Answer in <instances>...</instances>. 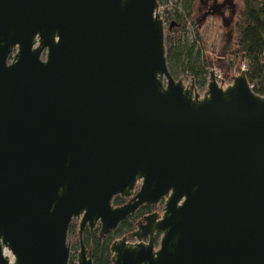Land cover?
I'll return each mask as SVG.
<instances>
[{
	"label": "water",
	"instance_id": "water-1",
	"mask_svg": "<svg viewBox=\"0 0 264 264\" xmlns=\"http://www.w3.org/2000/svg\"><path fill=\"white\" fill-rule=\"evenodd\" d=\"M158 9L0 0V264H69L73 221L92 264L86 229L163 200L112 264H264V95L175 80Z\"/></svg>",
	"mask_w": 264,
	"mask_h": 264
},
{
	"label": "trees",
	"instance_id": "trees-1",
	"mask_svg": "<svg viewBox=\"0 0 264 264\" xmlns=\"http://www.w3.org/2000/svg\"><path fill=\"white\" fill-rule=\"evenodd\" d=\"M242 12L236 18L233 32V50L226 59L229 74L223 78L231 80L232 70L244 73L251 90L259 96L264 95V0H240ZM197 0H159L163 7L161 18L165 26L166 61L170 75L175 80L194 82L198 92L206 89L209 74L214 71L212 64L217 63L207 54V40L201 32L200 24L195 19ZM124 200H113L115 206H122ZM140 210L121 223L116 232L103 238L99 232L86 229L82 240L87 248L92 264H112L110 247L113 242L129 237L135 230L136 221L142 218ZM72 222L68 229V238L77 235ZM78 245V241H77ZM70 257L69 264H73Z\"/></svg>",
	"mask_w": 264,
	"mask_h": 264
},
{
	"label": "flooded vegetation",
	"instance_id": "flooded-vegetation-1",
	"mask_svg": "<svg viewBox=\"0 0 264 264\" xmlns=\"http://www.w3.org/2000/svg\"><path fill=\"white\" fill-rule=\"evenodd\" d=\"M198 4H199V8L197 9V12L199 14V18L197 19V21L200 24L203 25L206 19L209 18L212 21H220L222 27L225 30V33H223V35L221 36L224 44L222 46L220 56L223 55V57H220L221 59H216L217 60L216 62L217 63L223 62L226 65V59L229 58V55L233 50V44H232L233 32L236 23V18L238 16L235 14L236 5L234 4L233 0H198ZM226 67L228 69L227 65ZM223 80H228V79L223 78ZM127 202L128 200H124V203L122 205L126 204ZM160 206H161V202L158 203L156 207L144 206L140 208L138 211L143 210L144 215L142 218L136 221L137 223L135 230L140 224H145L144 223L145 218L152 216L154 214L158 215ZM158 237L159 236H157V239Z\"/></svg>",
	"mask_w": 264,
	"mask_h": 264
},
{
	"label": "rangeland",
	"instance_id": "rangeland-1",
	"mask_svg": "<svg viewBox=\"0 0 264 264\" xmlns=\"http://www.w3.org/2000/svg\"><path fill=\"white\" fill-rule=\"evenodd\" d=\"M234 4L236 5V15H240L242 12V7H241V1L240 0H233ZM199 8V4H198V0L196 2V6H195V19L199 18V14L197 12V9ZM201 32H204L205 34V38L207 40V54L210 58H212L213 60L215 59H221L220 54H221V49L222 46L224 44V42L222 41L221 36L223 35V33H225L224 28L222 27V24L220 23V21H212L211 19L207 18L205 23L200 27ZM212 67L214 69V74H217L218 76L221 77V79H223V76L225 77L226 75L229 74L228 69L226 67V65L223 62H219V63H213ZM237 71L235 69V71L232 70L231 72V78L233 76H237ZM225 81H229V80H225ZM185 85H188L190 80H183ZM200 95L203 94V92H198ZM114 207H117L113 204ZM164 208V204L163 206H160V209L158 212V217H160V215L162 214ZM162 210V211H161ZM73 223L76 226V231H78V225L79 223L77 221H73ZM136 228V225H135ZM96 231L99 232V228L98 226L95 229ZM77 235L73 236V237H69L67 238V242L70 245V257H74L73 260V264H76V257H77V253H78V245H77ZM128 242L133 243L135 242V240L133 239H127Z\"/></svg>",
	"mask_w": 264,
	"mask_h": 264
},
{
	"label": "built area",
	"instance_id": "built-area-1",
	"mask_svg": "<svg viewBox=\"0 0 264 264\" xmlns=\"http://www.w3.org/2000/svg\"><path fill=\"white\" fill-rule=\"evenodd\" d=\"M157 2H159V0H157ZM159 5V4H158ZM163 10V7L160 8L159 6V9H158V12H159V15L161 17V11ZM162 19V18H161ZM163 21V20H162ZM165 27V26H164ZM241 71L244 72V67L241 68ZM215 80H216V83L218 84V86L222 87V88H226L227 86H230L231 85V80L229 81H225L223 79H221L220 76H218L217 74H215ZM251 88V87H250ZM205 91V90H204ZM203 91V92H204ZM164 204V200L161 201V205L163 206ZM162 211V210H161ZM160 212V211H159Z\"/></svg>",
	"mask_w": 264,
	"mask_h": 264
}]
</instances>
